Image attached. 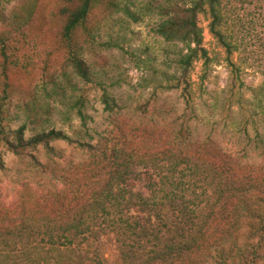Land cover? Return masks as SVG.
<instances>
[{
    "label": "rangeland",
    "instance_id": "1",
    "mask_svg": "<svg viewBox=\"0 0 264 264\" xmlns=\"http://www.w3.org/2000/svg\"><path fill=\"white\" fill-rule=\"evenodd\" d=\"M108 1L100 0L92 9L88 20L91 42L85 32L78 34L84 44L82 56L93 73V81L87 82L68 64L61 42L66 19L61 11L77 8L81 0H0V34L8 48L4 63L0 43V98L5 83H10L11 127L26 124L27 136L61 129L85 141L111 139L110 144L117 147L143 146L160 155L171 149L177 127L173 118L159 124L152 121L154 107L171 115L175 110L186 112L196 138L211 137L228 156L249 162L246 169L264 184V0H230L232 17L224 29L242 45L233 53L212 33L209 13H200L202 41L200 46L192 44L198 56L188 71L180 62L188 52L185 44L159 35L156 29L161 17L146 10L149 2L169 0H136L131 9L138 20L122 10L111 11ZM105 90L123 107L113 123L102 102ZM81 92L87 98L84 111L91 137L80 131L82 120L68 103ZM53 145L57 163L46 167V173L32 172L28 158L6 152V169L0 171V238L20 237L62 251L36 256L42 261L47 257L52 263L118 264L119 252L111 234L71 246L56 242L62 236L57 225L52 229L53 225L44 224L33 233L18 232L22 225L70 220V210L65 214L58 209H66L67 202L76 206L88 201L86 194L76 200L71 184L59 181L57 190L48 185L51 169L66 174L70 181L80 177L84 169L77 165L86 156L75 144L60 140ZM41 149L39 158L45 163L49 159ZM144 168L141 165L139 171ZM57 192L62 196L57 198ZM0 264H6L3 258Z\"/></svg>",
    "mask_w": 264,
    "mask_h": 264
},
{
    "label": "trees",
    "instance_id": "2",
    "mask_svg": "<svg viewBox=\"0 0 264 264\" xmlns=\"http://www.w3.org/2000/svg\"><path fill=\"white\" fill-rule=\"evenodd\" d=\"M135 1L109 0L107 6L111 11L122 10L138 20L131 9ZM99 2L81 0L77 8L64 7L61 11L66 18L61 30V42L68 54L66 60L87 82L93 81V73L82 56L84 44L78 41V34L83 31L88 35L87 41L93 39L88 20ZM229 5L230 0H169L157 4L152 1L146 10L161 17L156 29L159 35L169 42L185 44L188 52L180 62L188 71L198 56L192 44L200 46L202 41L198 24L202 12L209 13L211 31L220 43L230 53L240 51L242 45L224 29L232 17ZM0 43L6 63L8 48L3 34ZM5 86L0 98V171L6 169L5 155L10 151L19 159L28 158L32 172L46 173V167L55 166L52 163L56 162L58 151L53 143L60 140L77 145L86 155L77 165L84 169L80 177L70 181L66 174L61 176L51 169L48 185L57 190L59 181L71 184L75 199L86 194L88 201L76 206L67 202L66 209L63 206L58 209L65 214L70 210V220L53 223L51 219L33 226L22 225L17 229L19 233H33L44 224L53 225L52 229L58 226L62 236L56 242L71 246L84 244L90 237L111 234L119 252L118 264H261L264 261L261 252L264 250V184L257 182L246 169L249 162L228 156L211 137L196 138L186 112L179 114L175 110L171 115L154 107L152 121L159 124L173 118L177 127L171 149L158 155L143 146L131 150L117 147L110 144L111 139L85 141L55 128L27 136L26 124L16 129L11 127L14 120L9 108L11 84L6 82ZM73 88L80 91L76 85ZM62 92L67 97V90ZM86 102L82 92L68 101L82 120L80 131L91 137L89 116L84 111ZM102 102L113 123L114 116L121 115L122 105L106 90ZM41 148L49 159L45 163L39 158ZM191 150L194 153H187ZM141 165L145 167L143 171H139ZM56 195L62 196L60 192ZM49 252L62 251L58 246L46 247L20 237L0 238V258L6 264H66L36 257Z\"/></svg>",
    "mask_w": 264,
    "mask_h": 264
}]
</instances>
